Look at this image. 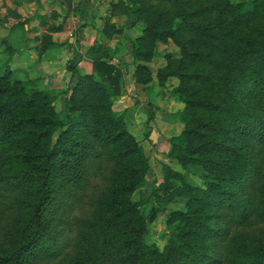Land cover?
Here are the masks:
<instances>
[{
	"label": "trees",
	"instance_id": "1",
	"mask_svg": "<svg viewBox=\"0 0 264 264\" xmlns=\"http://www.w3.org/2000/svg\"><path fill=\"white\" fill-rule=\"evenodd\" d=\"M111 8L129 28L139 25L133 81L144 89L178 81L170 96L183 105L182 130L167 139V157L182 172L163 164L156 190L158 201L184 207L167 215L161 250L146 242L158 213L141 211L149 158L113 110L126 93L123 71L97 54L102 47L90 51V75L71 61L75 81L58 93L15 77L8 59L0 67V264H264V0ZM122 30L107 24L103 33ZM50 40L42 36L43 50ZM168 41L179 56L154 71L156 45Z\"/></svg>",
	"mask_w": 264,
	"mask_h": 264
},
{
	"label": "crops",
	"instance_id": "2",
	"mask_svg": "<svg viewBox=\"0 0 264 264\" xmlns=\"http://www.w3.org/2000/svg\"><path fill=\"white\" fill-rule=\"evenodd\" d=\"M112 3L115 0H0V61L10 59L13 74L21 81L33 80L40 90L58 93L75 81L67 70L71 61L80 75H90V51L102 47L97 54L105 53V60L123 71L126 93L113 99V110L123 115L135 136L131 129H143L148 123L156 129L160 121L155 114L167 115L165 109L172 100H161L165 86L160 87L156 80L146 89L133 81L130 40L140 33L139 25L129 28L125 17L111 16ZM107 24L123 30L106 37L103 29ZM54 28L58 30L51 31ZM43 35L51 38L45 50L41 48ZM150 67L155 71L163 66L151 63ZM182 108L177 103V111ZM142 134L155 142L149 129Z\"/></svg>",
	"mask_w": 264,
	"mask_h": 264
},
{
	"label": "rangeland",
	"instance_id": "3",
	"mask_svg": "<svg viewBox=\"0 0 264 264\" xmlns=\"http://www.w3.org/2000/svg\"><path fill=\"white\" fill-rule=\"evenodd\" d=\"M118 1L119 0H115V3H117ZM118 17L124 18L125 16L118 15ZM127 22L129 26L131 21L127 20ZM137 35L138 33H134V37H136ZM156 51H157V56L153 58L151 63L160 66L165 65V56H173V58H177L179 56V49L176 48L171 41H168L167 43H157ZM6 62H4V60L0 61V67L5 65ZM177 84H178L177 80L170 79L165 84L164 91L161 92V100H166L164 98L168 97V100H172V101L169 103V106H167V108L165 109V111L167 110V115L157 116L155 114L157 120L160 121V123L158 122L156 124L155 126L156 129H154V127L152 126H149V123L147 124L146 127L143 126V129H131V132L135 135L134 137L137 140H139L140 143H142L141 146L143 147L146 156L149 158V165H150V172L147 178L148 182L146 186L143 188L144 193L146 195L147 203L141 208V211L143 215H147L152 208L157 209L158 211L154 221L152 222V224L149 225L148 234L146 236V242L148 244L156 245L160 250L164 247L167 240V228H166L167 215L169 214L170 211L181 210L184 207L183 200L179 198H176L171 202L158 201V196L161 197L163 193L162 191L156 190L163 179V172L161 169L163 164L170 166L172 169L176 171L182 172L181 168L174 161L170 160L167 157V154L170 151V145L167 139L172 136L178 135L182 130V124L178 122L176 117L177 113L179 112L177 111V103L179 102H177L174 97L170 96L171 90L175 86H177ZM180 105L181 107H183L181 103ZM56 108L60 112L63 111L64 103L62 101V97L56 104ZM146 128L149 129L150 134L154 135L153 136L155 139L154 143L151 142V139H148V135L142 134V130H144V132L146 133V131L148 130ZM145 135L146 138L144 137ZM192 179H194L195 182H199L195 177H193ZM155 192H157V194H155ZM134 197L135 199H138L139 195L136 193Z\"/></svg>",
	"mask_w": 264,
	"mask_h": 264
}]
</instances>
